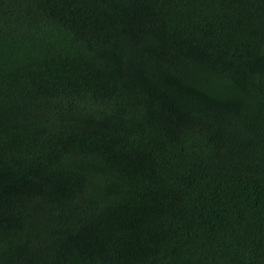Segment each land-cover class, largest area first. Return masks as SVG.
Returning a JSON list of instances; mask_svg holds the SVG:
<instances>
[{
    "label": "trees",
    "instance_id": "1",
    "mask_svg": "<svg viewBox=\"0 0 264 264\" xmlns=\"http://www.w3.org/2000/svg\"><path fill=\"white\" fill-rule=\"evenodd\" d=\"M0 264H264V0H0Z\"/></svg>",
    "mask_w": 264,
    "mask_h": 264
}]
</instances>
